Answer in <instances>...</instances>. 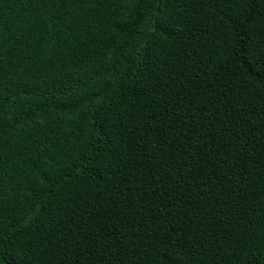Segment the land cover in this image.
I'll return each mask as SVG.
<instances>
[{"label": "trees", "instance_id": "trees-1", "mask_svg": "<svg viewBox=\"0 0 264 264\" xmlns=\"http://www.w3.org/2000/svg\"><path fill=\"white\" fill-rule=\"evenodd\" d=\"M0 264H264V0H0Z\"/></svg>", "mask_w": 264, "mask_h": 264}]
</instances>
